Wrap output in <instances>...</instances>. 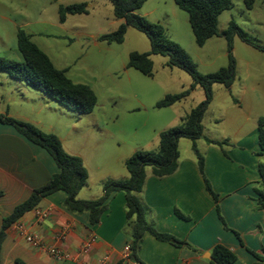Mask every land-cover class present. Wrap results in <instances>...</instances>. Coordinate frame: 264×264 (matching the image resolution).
<instances>
[{
	"label": "rangeland",
	"instance_id": "rangeland-1",
	"mask_svg": "<svg viewBox=\"0 0 264 264\" xmlns=\"http://www.w3.org/2000/svg\"><path fill=\"white\" fill-rule=\"evenodd\" d=\"M231 1L232 7L219 15L218 29L226 28L229 20L234 19L264 45V0H253L250 9L245 0ZM73 3H84L87 13L67 14L60 22V6ZM136 13L161 23L168 37L186 50L199 72H214L227 64L224 37L213 36L202 47L198 46L187 13L174 0H145ZM122 22L115 18L108 0H0V55L21 59L17 30L22 29L55 67L67 68L66 75L73 82L89 85L97 97L90 113L77 114L55 100L42 101L40 92L13 84L5 72H0V112L8 108L10 113L21 112L39 120L44 128L52 126L56 132L52 133L58 134L67 147L85 155L93 180L126 173L122 158L139 148L156 150L159 132L180 124L204 97L202 89L196 86L188 97L172 106L156 107L155 103L166 94L187 88L191 77L179 68L166 66V57L158 54L150 55L151 76L127 67L131 52L149 51L144 33L127 27L121 43L98 40L100 35L115 31ZM233 55L238 61V78L231 93L222 92L205 112L202 119L205 136L232 135L239 119L243 121L241 110L228 111L226 101L241 99L243 109L250 113L241 131L253 125V118L264 116V52L235 37ZM218 109L224 111L226 121L214 122ZM190 143L187 138L180 139L181 155L189 152ZM196 143L201 145V139ZM98 165L111 167L99 172Z\"/></svg>",
	"mask_w": 264,
	"mask_h": 264
},
{
	"label": "crops",
	"instance_id": "crops-1",
	"mask_svg": "<svg viewBox=\"0 0 264 264\" xmlns=\"http://www.w3.org/2000/svg\"><path fill=\"white\" fill-rule=\"evenodd\" d=\"M237 73L238 61L236 79ZM9 78L13 84L31 88L20 80ZM232 85L227 89L223 85L215 88L214 84L213 98L208 108L213 106L222 92L231 93ZM37 91L42 101L48 103L53 100ZM235 99L236 103L233 99V102L226 101V109L241 110L243 121L239 119L236 132L219 137L206 136L222 141L221 146L207 143L204 138H199L201 145L196 143L203 155L204 176L217 194L222 221L216 212L215 200L206 189L204 178L198 170L190 143L189 152L184 155L179 152L178 166L172 174L157 177L152 174L150 167H146L145 182L137 196L146 205V219L156 230L184 240L191 247L159 241L146 232L136 251L142 263L211 264L206 253L210 254L216 244H222L235 253L236 261L233 264H253L254 257L247 249L259 253L264 251V207L257 208L258 192L264 193L259 171V165L264 166V153L260 152L258 145L259 117L252 119L251 127L241 131L250 113L243 109L241 99ZM218 111L214 122L226 121L224 111ZM0 113L32 122L46 132L56 133L52 126L44 128L39 120L30 119L21 112L10 113L6 108ZM60 139L67 153L82 158L88 173L87 184L77 194L79 199L98 198L106 179L128 177L126 172L93 180L85 155L67 147ZM126 158H122L123 165ZM110 167L98 165L97 170L102 172ZM57 171L55 162L44 149L25 139L12 126L0 123V228L2 219L11 213L13 207L25 200L33 189L45 184ZM65 196L64 192L57 191L41 199L35 208L48 211V216L43 220L37 219L32 209L5 230L0 247V264H115L121 259L124 260L123 264H130L123 258V248L131 242L124 193L113 192L109 196L106 210L93 226L89 224L88 212L77 214L63 206ZM16 223H23L38 234L46 246H56L68 257L57 259L31 247L18 235ZM61 231L67 233L63 241L56 239ZM233 231L239 234V238ZM89 237H93L94 241L87 252H82L81 246Z\"/></svg>",
	"mask_w": 264,
	"mask_h": 264
},
{
	"label": "trees",
	"instance_id": "trees-1",
	"mask_svg": "<svg viewBox=\"0 0 264 264\" xmlns=\"http://www.w3.org/2000/svg\"><path fill=\"white\" fill-rule=\"evenodd\" d=\"M115 18L123 20L118 28L110 33L102 34L98 40L107 43H121L127 27H133L144 33L149 40L150 49L145 52L133 51L129 54L127 67H132L142 74H153L151 54L166 57L165 65L170 68H179L191 77V83L185 89L176 93L166 94L155 103L158 108L172 106L185 99L191 91L199 86L203 91V99L194 106L183 118V121L173 127L159 132L158 148L156 150L136 149L124 161L128 177L124 179H107L102 183V194L95 199H79V190L87 184L88 173L83 160L78 155L67 153L61 139L52 132L41 130L33 123L20 120L7 113H0V123L12 126L21 136L31 143L44 149L53 159L58 171L43 185L33 189L29 196L16 204L11 213L2 219L0 228V247L5 237V230L26 212L37 206L42 198L57 191L66 194L63 206L73 213L88 212V221L91 226L97 224L102 213L107 208V200L113 192H123L125 196L126 217L130 226L131 242L128 259L142 263L136 256L140 240L146 232L159 241L169 242L175 246H190L186 241L180 240L171 234L160 232L146 219L147 207L137 196L141 192L146 167H150L152 174L157 177L172 174L178 166V142L181 138L191 141L192 150L197 159L198 170L204 178L208 192L215 200V209L219 214L217 194L204 176L203 155L196 146V140L204 138L207 143L221 146L222 141L209 139L204 135L202 119L213 98V85L221 84L229 89L236 79V59L233 55V40L240 38L251 47L264 52V45L258 43L251 34L241 28L234 19H230L226 28L218 29L219 15L232 7L231 0H174L178 8L188 15V22L194 36L195 43L203 46L213 36H223L226 40L227 64L214 72L201 73L197 70L186 50L177 42L170 39L165 27L159 22H152L145 16L136 13L145 0H108ZM248 9L252 7L253 0H245ZM87 13L84 3H73L60 6L59 17L63 22L67 14ZM17 48L21 59H11L0 55V71L9 77L24 82L31 88L41 91L49 98L66 106L77 114L90 113L97 97L93 89L82 83L73 82L67 75V69L55 67L49 56L31 40L30 34L22 29L17 30ZM236 101V99H233ZM257 135L260 152L264 153V116L257 120ZM259 171L264 185V166L259 165ZM264 207V193L258 192L257 208ZM239 238V234L233 231ZM191 247V246H190ZM254 257L253 264H264V251L262 253L247 249ZM211 264H233L236 261L235 253L222 244H216L211 252ZM121 259L115 264H123Z\"/></svg>",
	"mask_w": 264,
	"mask_h": 264
},
{
	"label": "built area",
	"instance_id": "built-area-1",
	"mask_svg": "<svg viewBox=\"0 0 264 264\" xmlns=\"http://www.w3.org/2000/svg\"><path fill=\"white\" fill-rule=\"evenodd\" d=\"M34 210V214L36 216L37 219L43 220L45 217L48 216V211L47 210H43V209H39V208H33ZM16 230L18 235H20L21 237H23V239L25 240L26 243H28L31 247L38 249V250H42L46 253H48L49 255L57 258V259H63V258H67L68 255L63 253L58 247L56 246H46L43 241L42 238L30 231L27 226H25L23 223H16ZM67 233L66 231H61L60 233L57 234L56 239L59 241H63L66 239ZM94 239L93 237H89L81 246V251L82 252H87L91 246V244L93 243ZM130 253V246L127 244L124 246L123 248V258L127 261H129L130 264H139L136 261H132L128 259V255Z\"/></svg>",
	"mask_w": 264,
	"mask_h": 264
},
{
	"label": "water",
	"instance_id": "water-1",
	"mask_svg": "<svg viewBox=\"0 0 264 264\" xmlns=\"http://www.w3.org/2000/svg\"><path fill=\"white\" fill-rule=\"evenodd\" d=\"M206 257L211 259V255L209 253H206Z\"/></svg>",
	"mask_w": 264,
	"mask_h": 264
}]
</instances>
